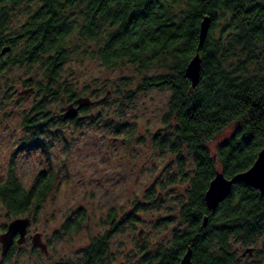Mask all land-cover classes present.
I'll list each match as a JSON object with an SVG mask.
<instances>
[{
    "label": "trees",
    "instance_id": "16d2710c",
    "mask_svg": "<svg viewBox=\"0 0 264 264\" xmlns=\"http://www.w3.org/2000/svg\"><path fill=\"white\" fill-rule=\"evenodd\" d=\"M207 16L211 27L200 48ZM6 45L14 49L7 61L1 57ZM198 51L201 78L193 88L186 71ZM87 60L109 71L134 69L138 81L126 77L108 91L130 102L154 90L170 93L153 148L173 156L174 164L147 190L150 202L128 216L109 215L111 229L92 237L78 258L59 264H125L112 251L113 238L157 203L159 189L173 188L178 215L166 223L178 228L161 242L143 244L133 264H181L188 254L191 264H241L247 250L255 254L264 237V193L236 184L214 212L206 194L219 173L233 179L249 171L264 149V0H0V92L11 94L5 74L21 68L34 74L41 96L25 118L28 129H50L46 107L80 98L63 73L71 62ZM107 96L86 110L108 106ZM228 129L232 135L212 154L208 145ZM54 184V175L41 173L26 189L12 162L0 179V201L11 217L33 219ZM85 220L69 218L64 235L80 232Z\"/></svg>",
    "mask_w": 264,
    "mask_h": 264
},
{
    "label": "rangeland",
    "instance_id": "374dc122",
    "mask_svg": "<svg viewBox=\"0 0 264 264\" xmlns=\"http://www.w3.org/2000/svg\"><path fill=\"white\" fill-rule=\"evenodd\" d=\"M63 74L80 98L97 101L108 94V106L92 108L81 115L79 123L61 124L60 112L69 102L53 101L44 112H52L50 129L46 125L44 130H30L25 118L41 96L37 92L24 95L28 90L24 82L34 74L21 68L5 74L12 92L9 96L0 92V179L7 176L12 162L26 189L41 173L55 176L53 191L33 217L30 231L31 237L43 234L49 254H32L34 248L28 241L23 247L26 256L16 264H59L78 258L92 237L111 229L109 215L128 216L138 203L150 202L146 200L147 190L172 171L174 164L173 156L158 155L153 148V137L165 127L169 92H146L130 102L108 91L115 87L113 82L126 77L137 80L136 71H109L88 60L71 62ZM94 91L98 97L91 95ZM233 131L228 129L208 145L212 154ZM178 191L159 189L157 203L120 229L111 243L119 263L133 264L143 244L161 242L178 228L173 220L166 223L178 215ZM81 215L86 217L82 230L64 235L66 220L79 219ZM243 252L241 249L239 257ZM241 264H264V237L256 253L242 258Z\"/></svg>",
    "mask_w": 264,
    "mask_h": 264
},
{
    "label": "water",
    "instance_id": "95a60500",
    "mask_svg": "<svg viewBox=\"0 0 264 264\" xmlns=\"http://www.w3.org/2000/svg\"><path fill=\"white\" fill-rule=\"evenodd\" d=\"M211 27V18L205 17L200 26V48L204 45L207 40L209 30ZM10 51V48H5L2 54H6ZM202 60L199 54L192 59L187 67L186 76L190 79L193 88L197 87L200 83ZM27 94V92H26ZM96 104L89 97H81L76 100L75 104H71L66 108V112L63 115L65 119H75L79 112L87 107H92ZM243 183L254 189H257L264 193V149L260 152L258 159L254 166L247 172L242 173L234 177L233 179H227L222 173H219L215 179L211 182L209 190L206 194V202L208 208L211 211H216L221 203L227 200L233 191V187L236 184ZM208 219H205V226L207 225ZM31 223L30 218L16 219L11 222L9 231L0 237V240L4 246V250H8L12 244L13 238L20 233L21 240L23 242L28 232L29 225ZM33 246L47 252V246L41 242V234L34 235L32 239ZM253 254V249L247 250L243 256L247 254ZM191 256L188 254L181 264H191Z\"/></svg>",
    "mask_w": 264,
    "mask_h": 264
},
{
    "label": "flooded vegetation",
    "instance_id": "af4514ba",
    "mask_svg": "<svg viewBox=\"0 0 264 264\" xmlns=\"http://www.w3.org/2000/svg\"><path fill=\"white\" fill-rule=\"evenodd\" d=\"M5 48H10V51H8L6 54L3 55L2 51ZM13 52H14V49L10 45H6L1 50V57L5 61H7L8 60V56L10 54H14ZM24 88L28 89V90L24 91V95H26V96L33 95L35 92H37L36 80L34 79V76L29 78V79H27L24 82ZM26 92H27V94H26ZM75 102H76V100H75ZM75 102L74 103L71 102V103H69V105L75 104ZM87 108H89V107H87ZM87 108L82 109L75 119H65L63 115L65 114L66 109H64V110H62L60 112L58 120L60 121L61 124L72 123V122H74V120L81 119L80 118L81 115H83L84 113L87 112V110H86ZM31 112H32V110H31ZM45 114H46V116H50V118L52 120V118H53L52 117V112H48V113H45ZM163 176H164V174H163ZM4 179H1V180H4ZM163 180H164V178H163ZM22 218H29V217H27V216L11 217L10 213L8 211V208L3 204V202L0 201V237L5 235L9 231V226H10L11 222H13L16 219H22ZM32 225H33V219H31V223L29 225L28 232H27V235L25 237V240L23 242H20L21 235H20V233L17 234L13 238L12 244L9 247L8 250H4L5 244H3L1 242V240H0V264H16L17 262H21L23 260V258L26 256V251L23 250V247L26 246L28 241H30L32 243V239L34 237V236L31 237V232H30ZM36 234H38V233H36ZM40 234H41V242L47 246V252H45V251L33 246L34 249H32V254L39 253V254H42V255L44 254V255L47 256L49 254V246H48V244L46 242H44L43 234L42 233H40ZM32 245H33V243H32ZM242 258H244V257L242 256Z\"/></svg>",
    "mask_w": 264,
    "mask_h": 264
}]
</instances>
